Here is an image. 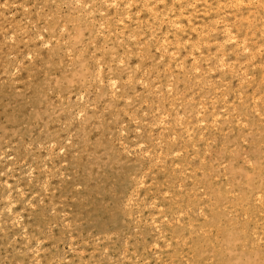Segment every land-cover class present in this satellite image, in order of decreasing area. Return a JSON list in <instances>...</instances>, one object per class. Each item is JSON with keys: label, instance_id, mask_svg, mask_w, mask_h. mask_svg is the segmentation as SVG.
Wrapping results in <instances>:
<instances>
[{"label": "rangeland", "instance_id": "obj_1", "mask_svg": "<svg viewBox=\"0 0 264 264\" xmlns=\"http://www.w3.org/2000/svg\"><path fill=\"white\" fill-rule=\"evenodd\" d=\"M235 1L0 0V264H264V0Z\"/></svg>", "mask_w": 264, "mask_h": 264}, {"label": "bare ground", "instance_id": "obj_2", "mask_svg": "<svg viewBox=\"0 0 264 264\" xmlns=\"http://www.w3.org/2000/svg\"><path fill=\"white\" fill-rule=\"evenodd\" d=\"M235 1V0H234ZM241 1L242 0H240V2L239 3H241ZM248 1H250V0H248ZM253 1V0H252ZM114 2V1H113ZM236 2V4H238L237 3V0L235 1ZM243 3V2H242ZM105 4V3H104ZM222 4V3H221ZM235 4V3H234ZM239 5V4H238ZM238 5H236V6H238ZM249 5V4H248ZM245 6V5H244ZM261 6H262V4H261ZM86 7V6H85ZM136 14V13H135ZM245 17V16H244ZM261 19V18H260ZM161 22V21H160ZM120 23V22H119ZM174 25V24H173ZM261 28H263V27H261ZM175 29V28H174ZM213 31V30H212ZM226 31V29L224 30V32ZM246 31V30H245ZM214 32V31H213ZM227 32L228 31H226V34H227ZM229 34V33H228ZM262 35V34H261ZM165 36V35H164ZM229 37V36H228ZM231 37V36H230ZM152 38V37H151ZM163 40V39H162ZM231 40H232V38H231ZM234 40V39H233ZM225 40H223V42H224ZM245 41V40H244ZM145 42V41H144ZM186 42V41H185ZM163 43H165V42H163ZM222 45V44H221ZM239 45H242V44H239ZM177 47V46H176ZM156 49V48H155ZM245 50V49H244ZM173 56V55H172ZM191 56V55H190ZM223 65V64H222ZM221 66V65H220ZM100 67V66H99ZM224 67V66H223ZM98 71V70H97ZM194 71H195V69H194ZM241 72V71H240ZM97 75H98V73H97ZM108 83V82H107ZM112 86H113V83H112ZM81 98V97H80ZM252 99V98H251ZM256 100V99H255ZM257 113V112H256ZM216 117V116H215ZM161 124V123H160ZM172 139V138H171ZM180 153V152H179ZM178 154V153H177ZM174 167V166H173ZM24 228V227H23ZM259 241V240H258Z\"/></svg>", "mask_w": 264, "mask_h": 264}]
</instances>
